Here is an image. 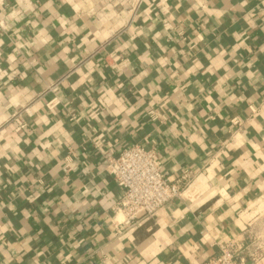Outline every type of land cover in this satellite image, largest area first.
<instances>
[{
  "label": "crops",
  "instance_id": "obj_1",
  "mask_svg": "<svg viewBox=\"0 0 264 264\" xmlns=\"http://www.w3.org/2000/svg\"><path fill=\"white\" fill-rule=\"evenodd\" d=\"M128 1L0 2L4 264H203L264 215V0ZM133 144L197 175L117 232Z\"/></svg>",
  "mask_w": 264,
  "mask_h": 264
},
{
  "label": "built area",
  "instance_id": "obj_2",
  "mask_svg": "<svg viewBox=\"0 0 264 264\" xmlns=\"http://www.w3.org/2000/svg\"><path fill=\"white\" fill-rule=\"evenodd\" d=\"M142 3L143 0H129V12L133 15ZM4 26L5 22L0 16V30ZM148 114L153 119L159 116L155 110L148 111ZM233 121L237 122V119ZM105 159L106 172L121 189L114 206V211L122 214V219L117 223V232L142 218L152 217L163 206L179 199L197 175L191 169H185L175 177L169 175L156 151L140 144L122 148L116 157L105 155ZM71 169V160H65L63 170L67 173ZM263 259L264 215L257 226H247L232 241L222 243L220 253L203 264H257ZM0 264H4L1 259Z\"/></svg>",
  "mask_w": 264,
  "mask_h": 264
}]
</instances>
